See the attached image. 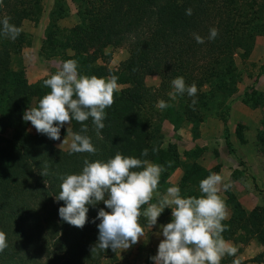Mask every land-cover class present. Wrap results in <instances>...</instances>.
I'll list each match as a JSON object with an SVG mask.
<instances>
[{
	"label": "trees",
	"instance_id": "16d2710c",
	"mask_svg": "<svg viewBox=\"0 0 264 264\" xmlns=\"http://www.w3.org/2000/svg\"><path fill=\"white\" fill-rule=\"evenodd\" d=\"M76 3L79 21L71 28L58 23L66 16L63 13L66 4L60 1L55 4L40 55L46 60L54 57L64 62L76 60L80 75L118 78L121 87L114 94V104L105 110V128L97 135L92 118L84 122L88 131L82 134L90 137L97 149L95 155L70 154V149L60 150L55 146L56 140L47 135L28 131L24 112L37 106L50 92L43 82L51 75L29 82L24 67H13L12 57L32 45L33 37L23 24L40 22L44 0L0 3V19L9 17L10 23L22 28L15 41L0 34V231L7 235L8 242L0 253V264H108L103 260L116 256L117 252L111 248L92 252L99 236L98 212L101 208L111 211L102 201L87 206L88 220L82 229L59 216V208L65 206L64 201L56 200L61 190L60 177L81 173L85 159L106 162L120 153L159 164L165 171L158 189L166 184L173 170L182 167L184 176L179 187L182 196H197L188 190L190 186H199L201 180L219 170L220 164L212 169L200 165L197 160L203 152L201 147L181 154L176 143L164 146L160 125L163 121L176 130L191 124L197 138L206 117L217 116L226 124L227 144L230 152L236 154L227 126L231 99L239 90L236 54L245 50L243 57L247 58L252 51L264 15L260 0H76ZM188 8L193 9L191 16L185 14ZM211 28L218 29L215 40L207 39ZM193 33L204 37L205 43H197ZM122 44L129 46L130 56L118 69H107L99 63L109 45ZM52 70L55 74V69ZM151 74L160 77L159 86L147 84V76ZM176 77H183L189 86L195 83L197 95L177 94L172 99L169 93L174 91L171 82ZM249 89L244 92V101L252 107L264 105V94ZM193 99L197 101L195 110L190 107ZM160 100L169 107L157 108ZM81 128L73 120L72 131L80 132ZM66 133L61 128V137ZM243 133L244 126L239 123L236 135L246 143ZM256 144L264 162V119ZM154 147L159 151L153 153ZM145 148L149 149L146 157L142 156ZM215 155L219 157L218 150ZM45 165L48 174L43 176ZM227 203L233 214L222 222L226 226L224 239L244 245L257 239L264 244V205L248 211L230 192ZM139 222L144 228L148 223L143 216Z\"/></svg>",
	"mask_w": 264,
	"mask_h": 264
},
{
	"label": "clouds",
	"instance_id": "9594fccd",
	"mask_svg": "<svg viewBox=\"0 0 264 264\" xmlns=\"http://www.w3.org/2000/svg\"><path fill=\"white\" fill-rule=\"evenodd\" d=\"M185 14L191 16L193 9H186ZM21 32L22 28L10 23L9 17L0 19V34L5 38L15 41ZM218 35V29L211 28L207 39L215 40ZM193 38L199 44L205 43V38L198 33H193ZM117 80L114 75L108 78L80 75L77 61L69 59L44 80V87L50 92L39 100L37 106L24 112L23 120L31 122L38 133L56 141L61 139V128L69 125L67 137L59 147L62 149L71 137L70 154L95 155L97 149L90 137L82 134L88 131L84 122L92 118L97 135L105 128V110L114 104V94L119 91ZM171 85L174 91L169 96L172 99L185 93L195 97L198 92L196 84L186 85L183 77L174 78ZM196 103L193 99L190 105L193 110ZM156 107L162 110L169 105L160 100ZM73 120L82 125L80 132L72 131ZM158 151V148L152 149L153 153ZM148 155L149 149L145 148L142 156ZM83 163L81 173L60 177L61 190L56 200L65 202V206L59 208L61 219L81 229L88 220V205L95 206L102 201L111 210L101 208L98 212L96 219L101 221L97 226L99 236L92 252L111 248L118 253L130 249L145 236V229L139 222L141 216L147 218L148 226L152 228L164 210L170 208L173 219L161 225V231L157 233L164 239L159 243L157 254L151 257L154 264H221L226 255H236L237 249L230 246L222 235L226 230L222 222L228 214L226 202L220 195L221 186L228 189L231 185L223 183L221 174L212 173L200 181L199 197H184L178 186L168 187L161 195L158 187L165 169L146 159L117 153L106 162L85 159ZM168 166L171 167V162ZM47 174L45 165L41 175ZM154 195L157 197L155 203L151 202ZM7 247V235L0 231V253Z\"/></svg>",
	"mask_w": 264,
	"mask_h": 264
},
{
	"label": "rangeland",
	"instance_id": "374dc122",
	"mask_svg": "<svg viewBox=\"0 0 264 264\" xmlns=\"http://www.w3.org/2000/svg\"><path fill=\"white\" fill-rule=\"evenodd\" d=\"M58 1L66 4V7L64 8L65 10H63L64 11L63 13L66 14V16L64 18H61L58 23L65 28H71L78 23L79 18L77 16L78 9H77L76 0H44L45 11L42 15L40 22L36 24L32 21H26L23 24L24 29L27 32L31 33L33 37L32 45L25 47L23 51H21L19 54H15L12 57L13 67L15 68L24 67L27 75L28 73H30V75L34 76V78L44 75L45 71H50L48 75L42 76L41 78L48 77L52 75L53 72V70H51L52 68L55 69V71L57 72L64 63V61L59 57L57 58L54 57L51 58L50 60H46L45 58H42V56L40 55V47L42 45V41L44 40L45 28L49 25L50 14L55 4H57ZM260 1L264 5V0H260ZM260 24L261 25L256 30V32L258 33L254 37L252 51L250 55L247 58L243 57V54L246 53L245 50H240V52L236 54V63L239 66V72H240V80H239L240 82L238 84L239 90L237 93H235L232 96L231 99L232 101L235 98L238 99L240 97H243L246 88H250L248 91L255 89L257 92H261L264 94V15L263 18L261 19ZM129 56H130V49L127 44H122L120 46L109 45L104 51V56L99 59V63L105 65L107 69H118L121 63L124 62L127 58H129ZM146 80H147V84L153 87L159 86L161 81L160 77L157 74L148 75ZM120 87L121 86L119 85V88ZM207 117L209 118L214 116L209 115ZM28 124H29L28 131L31 133H36L37 131L32 126L31 122H29ZM160 125H161V133H163L164 146L168 147L170 143L175 142V140H173L174 133L172 132V124L169 123L168 121H163L160 123ZM68 127L69 125L64 126L65 131H67ZM66 137H67V133L63 137H61L59 141L55 142V146L62 151H67L70 149L69 146L71 143V137L68 138L69 143L65 144L62 149L59 147V145ZM216 137L220 138L218 134H216ZM254 137L252 135V137L250 138L249 133L245 135V138L253 140V143L245 148H241L240 151L241 160L238 161L233 156L227 154V147L225 144L222 143L223 153H222V158L220 160H222V162L225 161L228 163L239 162L243 167L247 166V160L248 161L251 160V162L253 161L252 164L256 165L258 163L257 160L255 158L250 159V157L248 156L249 151L250 152L256 151V146L254 144ZM184 147H185V142L182 144V146H180V148L178 147L177 148L178 150H181L182 148L184 149ZM162 175L163 172L161 173V176ZM171 186L180 187V184L173 185L168 179L166 184L161 185L160 189H158V192L161 195H163L166 192L167 188ZM194 188H191L190 186L188 190H192L194 191V193L197 194V196H200L201 193L198 190L199 189L198 184H195ZM151 202L153 203L157 202V197L155 195ZM172 219H173L172 210L170 208H166L158 218L157 224L155 226L150 228L147 223L146 227L144 228L145 236L141 238V240L136 245H133L128 250L118 252L115 256L116 258L115 257L113 259L106 258L103 260V262L108 264H149V262L152 260L150 235L154 231H161L160 226L166 225L167 223L171 222Z\"/></svg>",
	"mask_w": 264,
	"mask_h": 264
},
{
	"label": "crops",
	"instance_id": "0c3cea01",
	"mask_svg": "<svg viewBox=\"0 0 264 264\" xmlns=\"http://www.w3.org/2000/svg\"><path fill=\"white\" fill-rule=\"evenodd\" d=\"M44 73L45 74L42 76L48 75L50 71H45ZM42 76L34 78L30 73L27 75L29 82H35ZM247 89L249 88H246V90ZM263 119L264 105L252 107L244 101L243 97L238 99L235 98L231 101L230 116L227 126L230 133V140L236 149L235 155L230 152L227 144L225 132L226 124L217 116L207 117L204 122L201 123L200 133L197 138L193 135L191 124H185L177 130L172 125V132L174 133L173 140H175L174 143L177 144V147L180 148L185 142L184 149L182 148L179 150L181 154L186 150L201 147L203 152H201V156L197 160L200 165L206 169H212L220 164L219 170L214 173L221 174L224 177L223 183L231 185L228 189H224L222 185L220 192V195L227 205V219L231 218L233 214L231 207L227 203L229 192L232 193L248 211H251L256 206L264 205V162L256 144V135L257 132L263 128ZM239 123L243 124L245 127L244 136L248 133L250 138L252 135L253 137L255 136L254 144L256 146V151H249L248 156L250 159L255 158L257 160L258 163L256 165H253V161L251 162V160H247L246 167H243L239 162L228 163L220 160L223 153L222 143L227 147V154L233 156L237 161L241 160V148H245L253 143V140L250 139H247L246 143H242L241 140H239L236 135ZM216 134H218L220 138H217ZM215 150H218L219 157L215 155ZM183 176V168L178 167L171 172L169 180L173 185L181 184ZM157 233H160V231H154L150 235L152 257L157 254L159 243L164 239L162 235H157ZM226 241L230 246L235 247L237 252L235 256L226 255L222 259L221 264H233V261H238V264H264V244L260 243L257 239H252L246 245L241 242L237 243L234 240ZM149 264H154V261L151 260Z\"/></svg>",
	"mask_w": 264,
	"mask_h": 264
}]
</instances>
